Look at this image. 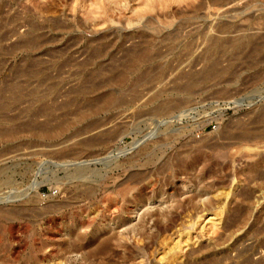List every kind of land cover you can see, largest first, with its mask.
Masks as SVG:
<instances>
[{"label": "rangeland", "instance_id": "obj_1", "mask_svg": "<svg viewBox=\"0 0 264 264\" xmlns=\"http://www.w3.org/2000/svg\"><path fill=\"white\" fill-rule=\"evenodd\" d=\"M261 259L264 0H0V264Z\"/></svg>", "mask_w": 264, "mask_h": 264}, {"label": "bare ground", "instance_id": "obj_2", "mask_svg": "<svg viewBox=\"0 0 264 264\" xmlns=\"http://www.w3.org/2000/svg\"><path fill=\"white\" fill-rule=\"evenodd\" d=\"M166 8V7H165ZM218 8H220V6L218 7ZM222 8V7H221ZM52 20V19H51ZM56 22V21H55ZM65 51V50H64ZM143 52V51H142ZM141 53V52H140ZM143 53H145V52H143ZM151 53V52H150ZM139 55V54H138ZM141 55H143V54H141ZM145 56V55H144ZM141 59H143V58H141ZM43 130H45V129H43ZM48 130H46V131H44V133L45 132H47ZM43 133V134H44ZM49 133V132H48ZM246 146V145H245ZM236 156V155H235ZM248 156V155H247ZM67 160V159H66ZM84 174H85V171H84ZM75 176V175H74ZM132 176V175H131ZM81 177H83V176H81ZM85 180V179H84ZM77 182V181H76ZM40 182H35L34 183V185L33 186H35V188H36V191L37 192H34L36 195H37V197L39 196V194H38V190H39V187H40ZM91 185H92V182H90V181H80L79 183H77V184H71V185H68L66 188H61L60 187V185H59V187L57 186V188H58V190H60V191H62V190H64L65 191V194L67 195V198L69 199L70 198V200H76V199H78L79 198V196L81 197L82 196V194L84 195V193L85 192H87V191H89L90 189H91ZM32 188V187H31ZM33 189V188H32ZM34 190V189H33ZM32 191V190H31ZM69 195H71V196H69ZM200 195V194H199ZM114 196V195H113ZM195 196V195H194ZM196 196H198V195H196ZM199 197V196H198ZM136 198V197H135ZM195 198V197H194ZM196 199V198H195ZM184 202V201H183ZM122 204V203H121ZM185 204V203H184ZM67 205V204H66ZM179 206H181L182 205V201L181 202H179V204H178ZM63 206V204L62 205H60L59 203H50L49 205H47L45 208H47L48 207V209H52V208H54V210H58V209H60V208H63L62 207ZM42 209V208H41ZM39 210V209H38ZM41 211V210H40ZM169 211V210H168ZM155 212V211H154ZM159 213V214H158ZM158 213H156V214H152L151 215V217H154L155 215L159 218V220H156L155 221V223H156V225H159V223H160V221H163V219H167L168 217H169V213L168 212H158ZM40 216V215H39ZM156 218V217H155ZM145 219V218H144ZM165 219V220H166ZM146 222V221H145ZM149 222H150V220H149ZM152 222V221H151ZM150 224H152V223H150ZM160 227V226H159ZM146 229V228H148L147 227V225H141L140 227H139V229ZM149 233V232H148ZM85 234H87V233H85ZM122 234V233H121ZM107 235V234H106ZM126 236V235H125ZM101 237V236H100ZM136 238V237H135ZM77 239V238H76ZM81 239V238H80ZM104 239V238H103ZM126 239V238H125ZM106 240H107V238H106ZM139 240V239H138ZM102 244V243H101ZM72 245V244H71ZM90 245V244H89ZM64 246V245H63ZM84 246H86V245H84ZM83 243L81 244V243H78V244H73V246H72V248H70V250H69V248H68V251L69 252H67V253H70L73 249H77V250H79V249H82L83 250ZM98 246H99V244H98ZM117 246V245H116ZM97 247V246H96ZM61 248V247H60ZM92 248V247H91ZM180 248V247H179ZM121 249V248H120ZM80 251V252H77V253H81V252H83V251ZM86 250V249H85ZM84 250V251H85ZM90 250V249H89ZM92 251V250H91ZM64 252H66L65 250H64ZM73 252L75 253V250H73ZM72 253V252H71ZM71 253H70V255H71ZM139 253H140V251H139ZM195 253V252H194ZM65 254V253H64ZM73 255V254H72ZM78 255V254H77ZM63 257H64V255H63ZM67 257H69L68 255H67ZM83 257V256H82ZM85 258V257H84ZM263 258V257H262ZM100 260V259H99ZM89 262V261H88ZM90 264V263H89ZM247 264H264V259H261V260H259V261H250V262H248Z\"/></svg>", "mask_w": 264, "mask_h": 264}]
</instances>
